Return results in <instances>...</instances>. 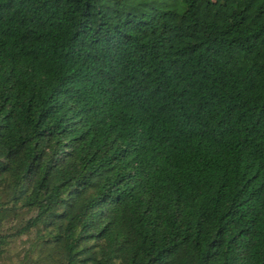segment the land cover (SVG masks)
<instances>
[{"label": "trees", "instance_id": "1", "mask_svg": "<svg viewBox=\"0 0 264 264\" xmlns=\"http://www.w3.org/2000/svg\"><path fill=\"white\" fill-rule=\"evenodd\" d=\"M0 264H264V0H0Z\"/></svg>", "mask_w": 264, "mask_h": 264}]
</instances>
